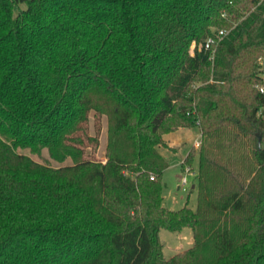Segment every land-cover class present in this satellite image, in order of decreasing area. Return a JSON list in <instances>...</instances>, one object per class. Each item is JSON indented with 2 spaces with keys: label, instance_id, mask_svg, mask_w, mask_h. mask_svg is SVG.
I'll list each match as a JSON object with an SVG mask.
<instances>
[{
  "label": "trees",
  "instance_id": "trees-1",
  "mask_svg": "<svg viewBox=\"0 0 264 264\" xmlns=\"http://www.w3.org/2000/svg\"><path fill=\"white\" fill-rule=\"evenodd\" d=\"M261 56L264 0H0V264H264ZM180 127L206 140L195 211L164 206ZM163 228L193 245L166 258Z\"/></svg>",
  "mask_w": 264,
  "mask_h": 264
},
{
  "label": "rangeland",
  "instance_id": "rangeland-1",
  "mask_svg": "<svg viewBox=\"0 0 264 264\" xmlns=\"http://www.w3.org/2000/svg\"><path fill=\"white\" fill-rule=\"evenodd\" d=\"M194 48L195 44L192 45V49ZM86 129L90 136H96L99 132V144L97 148H95L93 143L86 140V151L88 157L105 162L108 131L106 116L99 117L94 111H91ZM224 133L225 134L221 136V141L222 143H228L230 141V136H228V134L230 133ZM165 139L170 145L175 146V149L177 150L173 151L171 148L160 147L161 152L167 157L169 163V167L164 172L163 178L164 206L172 210H179L187 206L195 211L198 208V188H193V185H197V175L200 169L199 152L205 145L206 140L202 137V132L198 127L184 128L171 132L165 136ZM165 139L164 142L166 143V146H169ZM240 141L241 142L238 143L239 149L244 151L246 148L249 152L251 140L249 138H243ZM225 149L231 152L229 147ZM192 150L193 153H195L193 162H184L183 158L189 151L191 152ZM22 152L30 155L36 161L42 163L49 162L53 166H59V163L50 158L47 149L43 150L41 156L32 154L29 150H24ZM187 166L191 168L190 173H186ZM194 172L195 174H193ZM184 177L187 178L188 184L183 183ZM160 236L164 245V254L166 258H170L176 253L190 248L194 243V233L191 228H184L181 231H170L163 228Z\"/></svg>",
  "mask_w": 264,
  "mask_h": 264
},
{
  "label": "built area",
  "instance_id": "built-area-1",
  "mask_svg": "<svg viewBox=\"0 0 264 264\" xmlns=\"http://www.w3.org/2000/svg\"><path fill=\"white\" fill-rule=\"evenodd\" d=\"M227 33H228V30H225V29H222V30L215 32L213 36H210L207 39L205 47L206 48L212 47L216 43L217 39L221 40ZM257 71L263 77V82L260 85H258L257 88L259 89V91L262 94H264V56H261L258 59V70ZM261 113H262V111L259 112V114H261ZM263 148H264V145H263ZM190 172H191V168L189 166H187L186 167V173H190ZM152 178H154V177H152ZM183 183L188 184L186 177H184Z\"/></svg>",
  "mask_w": 264,
  "mask_h": 264
},
{
  "label": "crops",
  "instance_id": "crops-1",
  "mask_svg": "<svg viewBox=\"0 0 264 264\" xmlns=\"http://www.w3.org/2000/svg\"><path fill=\"white\" fill-rule=\"evenodd\" d=\"M184 128H187V127H180L179 129H177V130H175V131H178V130H181V129H184ZM175 131H173V132H175ZM171 133V132H170ZM169 134V133H168ZM167 135V134H166ZM165 135V136H166ZM165 136H164V139H165ZM166 140V139H165ZM167 141V140H166ZM199 142V141H198ZM167 143H168V141H167ZM168 145L169 146H163V147H165V148H171L173 151H176L177 149H175L176 147L175 146H172V145H170L169 143H168ZM161 151V150H160ZM190 152V151H189ZM188 152V153H189ZM162 153V152H161ZM188 153L185 155V157L183 158V161L185 160V158L187 157V155H188ZM163 154V153H162ZM164 155V154H163ZM165 156V155H164ZM166 157V156H165ZM167 158V157H166ZM193 174H195V172L193 173ZM194 186V188L196 187V184H194L193 185ZM192 239H193V237H192Z\"/></svg>",
  "mask_w": 264,
  "mask_h": 264
},
{
  "label": "water",
  "instance_id": "water-1",
  "mask_svg": "<svg viewBox=\"0 0 264 264\" xmlns=\"http://www.w3.org/2000/svg\"><path fill=\"white\" fill-rule=\"evenodd\" d=\"M259 148H261V138H259ZM194 188V186H193Z\"/></svg>",
  "mask_w": 264,
  "mask_h": 264
}]
</instances>
